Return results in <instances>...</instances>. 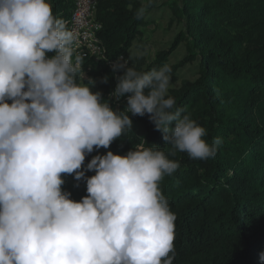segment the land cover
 I'll use <instances>...</instances> for the list:
<instances>
[{"label": "clouds", "instance_id": "clouds-1", "mask_svg": "<svg viewBox=\"0 0 264 264\" xmlns=\"http://www.w3.org/2000/svg\"><path fill=\"white\" fill-rule=\"evenodd\" d=\"M152 4L141 0L136 18ZM131 58L112 64L116 84L105 98L95 79L85 82L77 35L51 0H0V264H173L176 216L161 182L180 168L178 152L208 160L222 140L209 142L176 106L168 64L137 71ZM146 114L169 151L145 139L111 151L131 117ZM100 148L109 150L85 166ZM65 175L84 180L87 194L73 199Z\"/></svg>", "mask_w": 264, "mask_h": 264}, {"label": "trees", "instance_id": "trees-1", "mask_svg": "<svg viewBox=\"0 0 264 264\" xmlns=\"http://www.w3.org/2000/svg\"><path fill=\"white\" fill-rule=\"evenodd\" d=\"M96 1L95 17L103 27L107 57L127 58L152 22L147 13L136 18L141 0ZM163 3L180 24L179 32L170 48L152 61L133 57L130 66L137 71L159 68L183 45L185 55L169 66L175 75L185 65L195 64V78L180 81L169 95L206 128L209 142L215 137L222 140L216 156L208 160L178 152L172 158L180 168L161 182L176 216L173 264H259V253L264 251V0ZM51 4L54 15L67 22L74 1L51 0ZM83 71L100 81L107 75L103 87H115L106 62L86 60ZM172 80L177 81L176 75ZM112 103L118 108L113 99ZM131 118L132 129L113 141V148L125 154L145 139L169 151L170 145H165L147 114ZM91 158H85L86 164ZM64 180L62 187L73 199L87 194L84 180L77 182L73 175H65Z\"/></svg>", "mask_w": 264, "mask_h": 264}, {"label": "rangeland", "instance_id": "rangeland-1", "mask_svg": "<svg viewBox=\"0 0 264 264\" xmlns=\"http://www.w3.org/2000/svg\"><path fill=\"white\" fill-rule=\"evenodd\" d=\"M164 0H153L152 6L148 9L147 15L151 19V23L147 26L144 31L143 35L140 36L139 40H135V44L131 49V57H145L147 62L152 61L157 54L162 50H167L170 48L175 36L179 32L181 26L177 22L176 18L172 14L170 8L166 6ZM185 55V49L183 45H180L175 52L171 53L169 57L168 65L170 64H177L181 58ZM196 74V66L195 64H188L184 67L180 68L176 75L177 81L173 82L172 77L175 76L174 73L171 72V84L170 89L174 87H178L180 85V81L185 79H194ZM85 81L88 78H92L87 74H84ZM94 79V78H93ZM96 84L93 87V91H101L102 94L108 93L111 90H106L102 82L99 79H95ZM113 90V89H112ZM115 102V101H114ZM122 100L118 104V108L120 105H125V103L121 104ZM133 126H135L133 124ZM109 149L100 148V150H94L92 153L88 154L86 158L90 156H94L96 154H104ZM110 150L114 153L121 152L119 148H113L110 145ZM86 161V159H85ZM85 166H86V162Z\"/></svg>", "mask_w": 264, "mask_h": 264}, {"label": "built area", "instance_id": "built-area-1", "mask_svg": "<svg viewBox=\"0 0 264 264\" xmlns=\"http://www.w3.org/2000/svg\"><path fill=\"white\" fill-rule=\"evenodd\" d=\"M73 1L74 8L66 23L68 28L74 30L77 35V52L83 55L84 61L106 62L108 67L112 69L111 66L117 58L110 59L107 57V49L101 36L103 27L95 17L97 1ZM110 92L107 93V96ZM112 99L116 103H120L122 100V98L117 99L115 97Z\"/></svg>", "mask_w": 264, "mask_h": 264}]
</instances>
